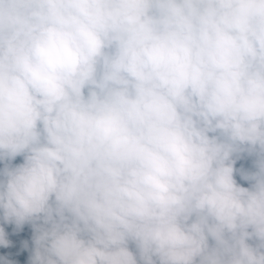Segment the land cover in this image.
Segmentation results:
<instances>
[{
	"label": "clouds",
	"instance_id": "obj_1",
	"mask_svg": "<svg viewBox=\"0 0 264 264\" xmlns=\"http://www.w3.org/2000/svg\"><path fill=\"white\" fill-rule=\"evenodd\" d=\"M21 243L264 264V0H0V264Z\"/></svg>",
	"mask_w": 264,
	"mask_h": 264
},
{
	"label": "built area",
	"instance_id": "obj_2",
	"mask_svg": "<svg viewBox=\"0 0 264 264\" xmlns=\"http://www.w3.org/2000/svg\"><path fill=\"white\" fill-rule=\"evenodd\" d=\"M18 161H19V158H18ZM243 164H245V162L240 161V162H238L237 166L239 167ZM242 183H244V182H242ZM244 186H247V184L244 183ZM17 235L21 241L27 240L29 242V244L31 243V229H30V227L25 226V228L20 233H18ZM28 255H29L28 251L23 249L22 243H21L20 247L17 248L16 253L14 254V258L17 260L18 264H27Z\"/></svg>",
	"mask_w": 264,
	"mask_h": 264
}]
</instances>
